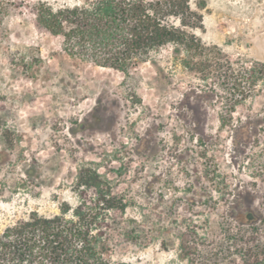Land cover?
Returning <instances> with one entry per match:
<instances>
[{
    "label": "rangeland",
    "instance_id": "obj_1",
    "mask_svg": "<svg viewBox=\"0 0 264 264\" xmlns=\"http://www.w3.org/2000/svg\"><path fill=\"white\" fill-rule=\"evenodd\" d=\"M37 2L84 0H3L0 234L85 200L125 264L264 254V0H187L203 49L164 48L127 75L68 57L36 28ZM89 172L114 200L95 206ZM133 227L140 239L122 240Z\"/></svg>",
    "mask_w": 264,
    "mask_h": 264
},
{
    "label": "trees",
    "instance_id": "obj_2",
    "mask_svg": "<svg viewBox=\"0 0 264 264\" xmlns=\"http://www.w3.org/2000/svg\"><path fill=\"white\" fill-rule=\"evenodd\" d=\"M6 13L0 0V20ZM32 15L38 30L61 39L68 57L124 75L140 64L155 65V57L164 48H171L174 55L203 49L191 34V28L202 29V20L191 12L187 0H84L58 8L37 2ZM181 64L189 67L190 62ZM97 180L89 172L81 183L102 197L95 206L114 200ZM94 210L91 202L81 200L71 211L59 208L58 215L30 213L0 234V264H125L112 257L115 230L100 224L109 217L101 218ZM138 233L133 227L118 235L138 241ZM188 251V244L182 242L181 253L187 256ZM208 264L218 262L213 258ZM228 264H264V254L247 250L239 262Z\"/></svg>",
    "mask_w": 264,
    "mask_h": 264
}]
</instances>
